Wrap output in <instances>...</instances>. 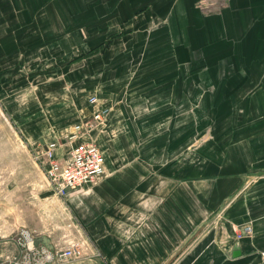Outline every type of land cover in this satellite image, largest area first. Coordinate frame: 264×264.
<instances>
[{"label":"rangeland","instance_id":"1","mask_svg":"<svg viewBox=\"0 0 264 264\" xmlns=\"http://www.w3.org/2000/svg\"><path fill=\"white\" fill-rule=\"evenodd\" d=\"M0 4L29 15V41L21 44L29 67L14 74L13 79L22 78L9 86H30L28 91L0 89V264H31L26 254L32 253L33 237L53 231L58 216L44 198L46 185L53 188L39 162L40 144L24 138L27 126L24 130L18 120L26 119L32 108L37 114L27 103L38 86H63V95L69 92L86 102L90 116L82 114L71 135L95 144L102 154L106 146L136 148L151 141L167 144V160L176 163L197 144L211 142L216 131L223 134L264 123V107L259 106L264 105V0ZM101 86H109V91ZM176 86H184L180 96ZM52 107L48 102L39 110L47 117L54 113ZM167 114L184 116L182 130L177 123L159 120ZM36 123L28 125L48 130L55 125L48 118ZM117 133L119 138L111 140ZM165 133L167 140L160 139ZM75 142L67 137L58 140V146ZM118 157L130 156L123 150ZM73 242L83 243L70 240L66 247ZM25 246L27 251H12ZM60 252L46 255L47 263H81L86 257L85 250L78 260H64L58 258Z\"/></svg>","mask_w":264,"mask_h":264},{"label":"crops","instance_id":"2","mask_svg":"<svg viewBox=\"0 0 264 264\" xmlns=\"http://www.w3.org/2000/svg\"><path fill=\"white\" fill-rule=\"evenodd\" d=\"M8 7L0 4V76L5 75L0 78L5 85L0 89L28 91L30 86L9 84L22 78L13 79V75L22 73L29 58L25 51L24 59L21 45L29 41V15ZM86 89L93 90V86ZM183 89L175 87L178 96ZM101 90L109 91V86ZM66 91L63 86H38L35 98L27 103L37 108V114L32 108L26 119L18 117L24 130L27 126L24 138L40 144L43 170L49 166L46 151L50 144H55L52 158L65 163L71 148L85 142L75 138L71 147L58 146V140L72 134L80 116L89 117L91 111L77 95H63ZM48 102L54 113L46 117L39 107ZM173 116L159 120L177 123L182 130L179 125L184 116ZM46 118L55 123L53 130L28 125L43 124ZM118 138L119 133L111 140ZM167 138V133L160 137ZM212 139L197 144L176 163L167 160L171 153L167 144L106 146L104 176L92 185L63 198L46 185L44 198L60 216L54 220L53 231H40L33 237L32 253L26 254L31 264H48L46 255L63 251L70 240L86 245L87 259L63 264H264L260 256L264 251V123L223 134L216 131ZM123 150L130 156L127 160L118 157ZM40 236L49 240L51 250L42 243L33 244ZM22 249L28 248L12 251ZM23 263L30 264L29 260ZM51 264L61 263L54 260Z\"/></svg>","mask_w":264,"mask_h":264},{"label":"built area","instance_id":"3","mask_svg":"<svg viewBox=\"0 0 264 264\" xmlns=\"http://www.w3.org/2000/svg\"><path fill=\"white\" fill-rule=\"evenodd\" d=\"M78 130H80L79 126L76 127V131ZM75 138L76 135L69 136L70 140ZM54 148L55 144H50L46 151L49 166L45 171V177L58 197L63 198L93 184L103 174L104 156L95 144L91 142L75 144L69 151L65 163L52 158ZM248 231V228L245 229V232ZM84 251L83 243L73 242L57 256L64 260H78L82 258ZM260 256L264 263V251Z\"/></svg>","mask_w":264,"mask_h":264},{"label":"water","instance_id":"4","mask_svg":"<svg viewBox=\"0 0 264 264\" xmlns=\"http://www.w3.org/2000/svg\"><path fill=\"white\" fill-rule=\"evenodd\" d=\"M39 243H42L43 245H45L50 250L52 249V246L50 245L49 240L45 236H40V237L36 238L35 240H33V244L35 246H37Z\"/></svg>","mask_w":264,"mask_h":264},{"label":"bare ground","instance_id":"5","mask_svg":"<svg viewBox=\"0 0 264 264\" xmlns=\"http://www.w3.org/2000/svg\"><path fill=\"white\" fill-rule=\"evenodd\" d=\"M32 245V243H30V246Z\"/></svg>","mask_w":264,"mask_h":264}]
</instances>
